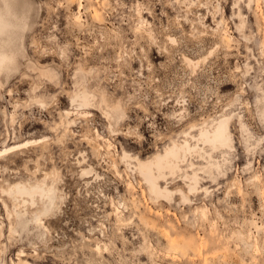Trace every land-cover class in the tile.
<instances>
[{
  "label": "rangeland",
  "instance_id": "obj_1",
  "mask_svg": "<svg viewBox=\"0 0 264 264\" xmlns=\"http://www.w3.org/2000/svg\"><path fill=\"white\" fill-rule=\"evenodd\" d=\"M30 1L29 27L0 78V153L27 143L0 156V199L11 212L0 203V264L1 256L18 262L19 251L33 264H174L161 222L201 252L206 240L216 256L207 264H264V146L252 131L264 123V0ZM82 86L94 95L88 117L70 101ZM225 113L232 147L179 161L189 174L192 161L203 179L191 204L178 194L152 200L137 161L120 160L124 151L147 161L173 143L196 145L199 128ZM45 172L55 205L42 229L15 219V202L2 191ZM177 179L161 184L186 191ZM35 198L30 212H42ZM190 252L184 264H202Z\"/></svg>",
  "mask_w": 264,
  "mask_h": 264
},
{
  "label": "bare ground",
  "instance_id": "obj_2",
  "mask_svg": "<svg viewBox=\"0 0 264 264\" xmlns=\"http://www.w3.org/2000/svg\"><path fill=\"white\" fill-rule=\"evenodd\" d=\"M251 1L252 0H249L248 5L251 3ZM31 7L32 4L30 0H0V61H3V59L6 57L10 59V62H0V78L1 75L3 74H5L4 76L7 75L8 71L12 66L13 61L15 60V56H16L15 50L17 49V45L21 43V40L23 39L29 27L28 18ZM91 9H92L93 17L97 21H100L101 17L99 15V12L94 7H91ZM140 13L141 12H139V14ZM238 14H240V12ZM76 19L80 20L81 16L80 15L76 16ZM170 39L171 41L175 40L174 38H170ZM223 39L227 43L233 41V39L229 37L227 34H223ZM153 51H151V57L153 56ZM209 52L212 53V51ZM158 57L161 56L158 55ZM184 60L186 63L190 65L193 64L192 68L194 64H197L192 62L189 58L185 56H184ZM197 62L199 63V60ZM106 85L107 87H109L110 84L106 83ZM1 88H2V84L0 82V89ZM90 97L94 98V95L88 93L87 89L84 86H82L81 91L75 92L74 96L70 98L71 105H73L75 109L86 110L84 114H82V117L83 115L85 117H88L87 111L89 109H92L93 103L91 102L92 99ZM74 99L77 101L75 104L73 103ZM64 114L67 117H72L71 111H65ZM104 114L106 117L110 116L109 112L107 111H104ZM222 119L221 118L218 119V121L215 122L214 126H212L211 129H207L206 127L199 128L198 137L194 139L198 142L196 145L190 144L189 141L187 140H184L181 144L173 143L172 146L165 148L164 153H156L151 159L147 161H142L136 158V156H132L124 151L120 155V160L124 162H128V161L135 162V160L137 161L136 165L139 170V174L142 177L143 183L148 186L149 192L154 196L152 200L153 199L157 200L158 198H164L170 200L173 194H178L182 196V199L184 201L183 204L185 203L187 205L191 204L192 201L191 197H195L199 194V192L204 191L202 186L203 179L200 177L201 172L194 170L193 168L194 163L192 161L190 162V166L192 169V173L190 174L188 173L189 169L183 171L182 168H180L179 161L181 160L182 157L185 158L187 154H190V156H192L194 154V151L195 152L198 151V153H201L199 154L200 157H203L202 152H204L207 154V156L213 158L212 153H207V150L206 151L204 150L205 147H210L212 152L218 150L221 151L224 149L228 150L229 148H231L232 147L231 144L227 146L213 145L212 133L214 129L219 127L218 122ZM192 127H194V125H192ZM185 135L188 136L189 133H185ZM88 141L90 142V140ZM32 143H37V140L33 141ZM199 144H202L203 146L201 147L199 146ZM26 146L27 143H25L24 145L10 147L9 149H6L3 152H1L0 156L2 155V153L7 152L11 149L12 151H14L20 148H24ZM98 147H100V145L97 143L95 145V149H98ZM106 148L108 149V147ZM200 150L202 152H200ZM126 153H127V157L125 155ZM175 160H177V162H175ZM219 162L220 161H218V163H213L212 165L215 166L216 169H218L220 168ZM178 171H180V174L178 173ZM116 175L119 177L121 176V173L118 170H116ZM172 177L178 178L177 180L185 184L186 191H183L182 189H178L177 191L173 192V190L172 191L169 190L167 186L165 187L162 186L161 184L162 182L165 181L166 183V181L168 182V179ZM48 178H50V174L45 172L41 181H37L35 184L28 185L26 183L19 182L10 186V188H8L6 191H2L5 192V195L12 198L13 201L15 202L14 205L15 206L14 211L16 216L15 219L18 218L22 219L23 217L26 216L25 219L30 220L33 227H39V228L42 227V229L43 228L47 229V227L44 225L42 220L44 217H46L47 212L51 209V207L55 205V201H54L55 189L52 186L53 184L49 185L47 183ZM126 187L130 189L131 185L127 183ZM205 191H207L206 188ZM35 197H39L45 206L42 212H36V211L34 213L30 212V209H32L37 203ZM60 199H63V197H60ZM0 203H3V205L5 206L7 216L9 217L11 212L9 211L7 204L3 199H0ZM111 205L113 206L114 211H118L121 208L113 205V203H111ZM197 213L200 214L204 219H208L207 213L203 208L200 209V211L197 210ZM117 220L120 221V219ZM129 222L130 221H128L127 223ZM163 224L164 223L161 222V225L158 228V232L168 242L169 253H167V256H172L173 258H177L174 261V264H176L177 262L178 264H184L187 258L191 255L190 252L191 249L194 250L198 258H202V264H207L209 262V259L211 261L216 260V256L213 253H211L212 252L211 250L210 251L208 250L206 240L202 241L201 247L205 251L201 252L197 247L194 248L190 247L191 244L189 241H191V239L188 237L187 234L183 235L178 227L174 225L165 227V225ZM152 228L155 229L156 226L152 225ZM43 233H45L44 230ZM12 234L13 231L10 232L9 238L12 237ZM181 240L182 241L187 240V244L184 246ZM178 241L180 242L179 244ZM3 249L0 248L1 254H3L4 252ZM96 249H98L99 251L100 250L103 251L102 248L101 249L99 248V246L96 247ZM178 254L181 255L179 259H178ZM209 254H211V257H208ZM151 255L152 256L154 255L155 259H159V260L164 259L165 257L160 253L156 254L153 251H151ZM26 256L27 255L24 254V251H19L17 256L18 262H14L12 260L13 262H11V264H33L32 262L24 259V257ZM1 258H2V264H6L5 261L3 262L2 256ZM31 259L35 261L34 258Z\"/></svg>",
  "mask_w": 264,
  "mask_h": 264
},
{
  "label": "snow or ice",
  "instance_id": "obj_3",
  "mask_svg": "<svg viewBox=\"0 0 264 264\" xmlns=\"http://www.w3.org/2000/svg\"><path fill=\"white\" fill-rule=\"evenodd\" d=\"M173 43H176L175 40L172 41ZM0 62H10L9 58H4L3 61ZM77 101L74 99L73 103L75 104ZM260 103L262 106H264V95L261 96ZM117 112L120 111L119 106H117L116 109ZM229 121L228 115L225 113L223 114V119L220 120L219 127L214 129L212 133L213 138V145L219 146V145H230L232 142L231 139V129L227 126ZM253 133H255V138L259 139V142L262 146H264V123L256 125L252 129ZM127 157V153L125 154ZM84 177H90L92 175L91 171H84L81 173Z\"/></svg>",
  "mask_w": 264,
  "mask_h": 264
}]
</instances>
